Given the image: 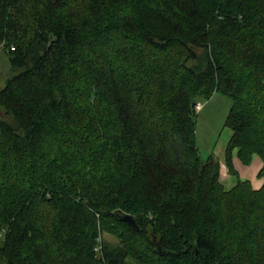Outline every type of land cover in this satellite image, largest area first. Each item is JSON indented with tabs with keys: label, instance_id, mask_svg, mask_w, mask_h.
Returning <instances> with one entry per match:
<instances>
[{
	"label": "trees",
	"instance_id": "obj_1",
	"mask_svg": "<svg viewBox=\"0 0 264 264\" xmlns=\"http://www.w3.org/2000/svg\"><path fill=\"white\" fill-rule=\"evenodd\" d=\"M1 43L0 264H264L233 161L264 178V0H0ZM214 93L230 190L196 142Z\"/></svg>",
	"mask_w": 264,
	"mask_h": 264
},
{
	"label": "rangeland",
	"instance_id": "obj_2",
	"mask_svg": "<svg viewBox=\"0 0 264 264\" xmlns=\"http://www.w3.org/2000/svg\"><path fill=\"white\" fill-rule=\"evenodd\" d=\"M3 46V43H1ZM8 49L0 47V88L4 87L6 79L15 72L10 64ZM231 107V101L220 93H214L209 99L199 100L196 110V142L200 158L204 161L210 156L220 162V182L225 190L232 189L237 182V177L230 174L225 165V149L232 134L225 126V121ZM234 169L238 178L249 181L254 190H259L264 178H259L263 163L259 157L254 156L249 165H243L234 155ZM105 240L114 242L110 236L104 235Z\"/></svg>",
	"mask_w": 264,
	"mask_h": 264
},
{
	"label": "water",
	"instance_id": "obj_3",
	"mask_svg": "<svg viewBox=\"0 0 264 264\" xmlns=\"http://www.w3.org/2000/svg\"><path fill=\"white\" fill-rule=\"evenodd\" d=\"M197 104L196 103H192V107L196 108ZM119 217H121L122 221L127 223L128 225L134 227L135 229H137L136 223L134 218L129 215V214H124V213H119Z\"/></svg>",
	"mask_w": 264,
	"mask_h": 264
},
{
	"label": "built area",
	"instance_id": "obj_4",
	"mask_svg": "<svg viewBox=\"0 0 264 264\" xmlns=\"http://www.w3.org/2000/svg\"><path fill=\"white\" fill-rule=\"evenodd\" d=\"M0 47H2V44H0ZM11 50H14V48L12 47Z\"/></svg>",
	"mask_w": 264,
	"mask_h": 264
}]
</instances>
